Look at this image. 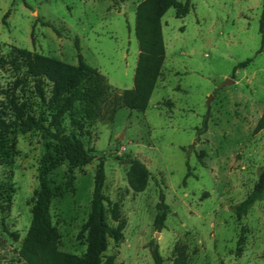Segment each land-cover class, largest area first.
<instances>
[{
    "label": "rangeland",
    "instance_id": "374dc122",
    "mask_svg": "<svg viewBox=\"0 0 264 264\" xmlns=\"http://www.w3.org/2000/svg\"><path fill=\"white\" fill-rule=\"evenodd\" d=\"M139 1L0 0L1 56L19 47L76 64L80 52L109 86L99 117L80 119L81 128L68 114L62 121L93 158L74 169L71 184L66 161L51 174L54 184L64 188L50 204L58 247L78 255L86 251L82 226L102 158L103 193L120 204L126 221L122 241L109 240L106 253L115 255L113 264H154L152 243L164 264H172L179 246L186 249L187 264H264V198L240 218L232 210L264 169V129L253 133L264 108L262 0H189L183 17L169 8L162 17L165 59L147 107L121 106L111 115L113 96L133 86ZM16 76L10 66L0 68V87ZM27 84L21 97L37 113L38 99ZM50 89L48 84L47 96ZM7 106L0 94V110L9 118ZM205 118L207 129L198 136ZM42 141L39 130L0 131V264H25L18 251L39 188ZM128 157L139 159L151 173L143 191L129 186L130 164L123 162ZM160 193L168 209L165 226L157 230ZM108 221L114 224L109 215Z\"/></svg>",
    "mask_w": 264,
    "mask_h": 264
},
{
    "label": "trees",
    "instance_id": "16d2710c",
    "mask_svg": "<svg viewBox=\"0 0 264 264\" xmlns=\"http://www.w3.org/2000/svg\"><path fill=\"white\" fill-rule=\"evenodd\" d=\"M114 4L125 0H111ZM175 8V16L183 17L190 9L186 0H141L135 7L134 33L138 42L139 53L133 75V86L115 95L108 103L113 115L121 107L144 110L160 76L165 59V44L162 34V17L169 8ZM7 14V13H6ZM5 14V15H6ZM261 48L264 46V0H262L259 18ZM76 48L79 49L77 41ZM251 61L248 58L239 62L233 69L243 67ZM10 66L17 76L7 87H0V94L7 100V113L0 110V131L10 132L19 129L22 132L39 130L43 133V151L37 167L39 188L31 208V221L23 238L18 254L25 264H113L114 254H107L109 240L118 244L123 239L126 221L121 215L118 202L110 201L103 193L105 169L100 158L94 172V185L90 201L88 218L82 226L86 233V251L81 254L65 252L59 249V232L51 221L50 204L56 196L63 194L64 188L55 185L52 172L64 161L67 162L68 184L74 179V169L89 163L93 156L84 147L83 142L72 130L66 132L62 125L68 114L76 128H81L80 119L93 120L101 114V104L105 101L109 86L104 76L85 62L78 52L77 63L69 64L25 48L13 47L8 55H0V68ZM31 83L30 92L38 99L37 113L32 103L22 99V92ZM50 84L47 96L46 86ZM77 115V116H75ZM207 129V118L198 130L199 136ZM264 129V108L258 118L253 133ZM0 154V161H1ZM130 164L127 173L129 186L135 192L143 191L147 186L150 171L143 162L136 158H126ZM189 175L187 173L186 177ZM154 226L161 230L168 205L160 193ZM0 186V209L2 205ZM264 198V169L260 172L253 189L244 199L233 205L234 214L240 218L258 200ZM108 215L114 224L108 221ZM17 238V236H15ZM150 252L154 264H164L158 245L152 243ZM172 264H187V252L184 246L175 249Z\"/></svg>",
    "mask_w": 264,
    "mask_h": 264
},
{
    "label": "water",
    "instance_id": "95a60500",
    "mask_svg": "<svg viewBox=\"0 0 264 264\" xmlns=\"http://www.w3.org/2000/svg\"><path fill=\"white\" fill-rule=\"evenodd\" d=\"M208 103H209V101H208Z\"/></svg>",
    "mask_w": 264,
    "mask_h": 264
}]
</instances>
